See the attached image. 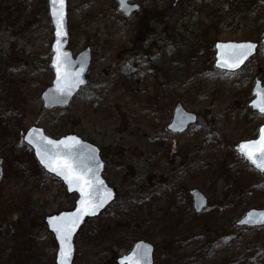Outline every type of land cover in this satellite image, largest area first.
<instances>
[{"label":"rangeland","instance_id":"374dc122","mask_svg":"<svg viewBox=\"0 0 264 264\" xmlns=\"http://www.w3.org/2000/svg\"><path fill=\"white\" fill-rule=\"evenodd\" d=\"M132 2L142 9L126 18L117 0H68L69 47L92 48L91 75L68 107L49 110L43 0H0V264H55L45 217L76 200L24 142L32 125L94 142L116 189L76 235L73 264H118L139 240L154 245V264H264V227L236 225L264 208V174L235 150L264 123L248 106L255 78L264 84V46L236 73L213 69L216 41L260 40L264 0ZM177 103L198 115L183 133L168 129ZM194 188L208 199L201 212Z\"/></svg>","mask_w":264,"mask_h":264},{"label":"water","instance_id":"95a60500","mask_svg":"<svg viewBox=\"0 0 264 264\" xmlns=\"http://www.w3.org/2000/svg\"><path fill=\"white\" fill-rule=\"evenodd\" d=\"M178 1L179 0H174V5H176ZM117 3L118 10L125 17H130L141 8L139 4L131 3L130 0H117ZM47 6L50 22L53 28L50 67L53 71L54 77L51 84L42 91L41 99L45 108L53 110L68 107L79 91L87 86V74L92 62V52L91 48L87 47L75 55L69 48L68 0H65L63 6L64 32H66V35H61L60 37L57 36V24L53 15L54 6L52 0H47ZM58 39L60 43H58ZM260 44L264 45V30L260 41H217L215 43L216 52L214 65L220 70L237 72L257 54ZM236 45H254L255 47L248 55L247 59H245L238 67L229 68L224 66L225 62L229 65L233 63L234 55L232 46ZM57 56L60 57L61 61L59 66ZM65 56L67 57L66 63L64 62ZM64 72L69 73V79L73 86L69 87L68 82L63 78ZM77 73H79L78 76ZM77 79L83 82L77 83ZM252 94L254 95V98L249 102V106L258 113L264 114L259 110V107H257L258 105L264 104V85L258 78L255 80ZM196 121L197 115L187 111L181 103H178L174 109L173 118L168 125V128L175 133H182L189 125L194 124ZM262 129H264V123L259 126L257 137L240 141L235 146V149L238 154L244 157L249 165L261 174H264L257 169L245 157V155H243L241 150L243 145L258 141L261 137ZM47 141H52V144H47ZM24 142L33 149L38 162L44 170L63 181L68 193L77 195L73 208L62 210L45 217L47 228L53 233L57 243L55 264H63L64 261V257L61 255L62 240L60 239V234L55 229L62 223L75 220L80 216L84 207H88L89 212L95 211V215H83L80 217V221L70 238L69 243L72 252L70 258L67 260V264H73L76 252L75 238L80 228L84 225L87 219L99 216L116 197V189L109 185L103 176L105 164L101 157V151L97 145L84 140L76 133H69L55 138L47 134L45 128L39 125H32L26 130L24 134ZM2 162L3 159L0 157V176L3 175ZM64 163L71 164L76 173L82 174L86 179L92 181L91 188L89 189L91 191L92 203L94 204L98 200H102L103 204L101 207L93 209L86 205L85 200L87 198L79 190L80 185L76 184L74 181L70 183L62 175L57 174L62 170V165ZM52 168H55L56 171H52ZM85 188L88 189V186H85ZM191 194L194 197L195 210L201 212L207 206V197L197 188L192 189ZM17 219L18 215L15 214L14 220ZM262 220H264V208H251L236 222V225L250 228L264 226V223H261ZM117 262L119 264H154V246L150 242L139 240L134 243L129 253L119 257Z\"/></svg>","mask_w":264,"mask_h":264},{"label":"snow or ice","instance_id":"6c2138e0","mask_svg":"<svg viewBox=\"0 0 264 264\" xmlns=\"http://www.w3.org/2000/svg\"><path fill=\"white\" fill-rule=\"evenodd\" d=\"M65 0H52L53 4V15L57 24V36L60 37L61 35H66L64 32V14H63V6ZM58 43H60L58 39ZM233 47V55L234 61L232 64H227L225 62L224 66L229 68H236L238 67L245 59H247L248 55L254 49V45H236ZM58 66L60 64V57L57 56ZM64 62H67V57L65 56ZM79 73H77V76ZM63 78L68 82L69 87L73 86L70 79L69 73L64 72ZM77 83H82L83 81L78 80ZM259 110L264 113V104L258 105ZM262 134L258 141L253 142L251 144H245L242 146V153L245 157L262 173H264V129L261 130ZM47 144H52V141H47ZM52 171H56L55 168L51 169ZM58 175H62L67 181L75 182L76 184L80 185V191L83 195L87 198L85 200V204L92 207L93 209L99 208L102 206L103 201L98 200L96 203H92L91 200V191L89 190L92 185V181L90 179H86V177L82 174H78L75 172L71 164L64 163L62 165V170L57 173ZM88 186V189L85 188ZM83 215H95V211L89 212L88 207H84L83 211L81 212L80 216H78L75 220L68 221L66 223L60 224L55 230L60 234V239L62 240V253L61 255L64 257L63 264H67V260L71 256V246H70V238L74 232L75 227L78 225L80 221V217ZM264 223V220L261 221Z\"/></svg>","mask_w":264,"mask_h":264},{"label":"trees","instance_id":"16d2710c","mask_svg":"<svg viewBox=\"0 0 264 264\" xmlns=\"http://www.w3.org/2000/svg\"><path fill=\"white\" fill-rule=\"evenodd\" d=\"M43 5H44V7H45V12H48V8H47V0H43ZM143 23H144V21H143ZM143 23L141 24L142 26H141V29H143V31H147V30H149L148 28H149V24H147L145 27H143L144 25H143ZM73 26H74V24H70V29L71 30H73ZM47 28L48 29H50V25L48 24L47 25ZM74 28H76V27H74ZM75 30V29H74ZM78 32H80V30L78 29ZM142 34V33H141ZM89 39V38H88ZM87 39V40H88ZM92 39V36H91V38H90V40ZM96 39V37L94 36V38H93V40H95ZM50 41H51V38H50ZM96 42V41H95ZM87 43H89L88 41H87ZM50 47V46H49ZM48 47V49H47V53H51L50 52V48ZM46 53V54H47ZM48 64H49V61H48ZM91 74H89V76H90ZM81 94H83V93H81ZM62 129H60V128H58V127H56V128H48L47 127V131H50L51 133H52V135L54 136V137H58V136H61L62 134V131H61Z\"/></svg>","mask_w":264,"mask_h":264},{"label":"flooded vegetation","instance_id":"af4514ba","mask_svg":"<svg viewBox=\"0 0 264 264\" xmlns=\"http://www.w3.org/2000/svg\"><path fill=\"white\" fill-rule=\"evenodd\" d=\"M92 49V48H91ZM92 57H93V50H92ZM3 163V162H2ZM0 178H1V176H0Z\"/></svg>","mask_w":264,"mask_h":264}]
</instances>
